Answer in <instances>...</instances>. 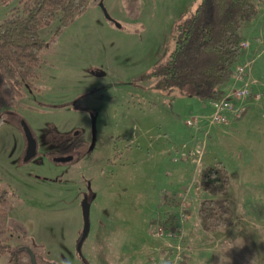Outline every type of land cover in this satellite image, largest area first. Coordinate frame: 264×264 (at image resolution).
Wrapping results in <instances>:
<instances>
[{
  "label": "rangeland",
  "instance_id": "rangeland-1",
  "mask_svg": "<svg viewBox=\"0 0 264 264\" xmlns=\"http://www.w3.org/2000/svg\"><path fill=\"white\" fill-rule=\"evenodd\" d=\"M198 2L88 0L56 35V20L40 29L48 44L39 52L34 87L25 85L15 106L0 105V183L10 191L12 219L7 243L27 245L58 264H264V168L253 174L260 185L244 182L236 205L228 201L232 225L205 230L201 202L227 199L200 187L208 148L222 156L227 151L209 139L208 127L216 124L203 119L196 128L207 124L202 145H208L196 168L177 167L187 157L160 156L167 137L191 131L185 119L198 99L189 85L162 90L147 75L166 60L175 25ZM258 5L240 27L249 44L240 62L247 64L250 92L235 119L245 113L246 100L247 108L264 112V0ZM13 8H21L18 0L0 2V21ZM91 116L96 138L90 150ZM20 120L37 144L28 162ZM252 134L259 137L248 142L264 145L263 129ZM66 155L73 161L53 162ZM84 197L89 228L80 249L74 240L82 236ZM169 215L176 218L172 235H157L159 220Z\"/></svg>",
  "mask_w": 264,
  "mask_h": 264
},
{
  "label": "trees",
  "instance_id": "trees-1",
  "mask_svg": "<svg viewBox=\"0 0 264 264\" xmlns=\"http://www.w3.org/2000/svg\"><path fill=\"white\" fill-rule=\"evenodd\" d=\"M9 1L0 0L3 4ZM258 1L199 0L175 25L174 46L166 60L147 77L155 79L156 87L162 90H182L189 85L191 94L202 103L220 100L229 88L235 65L245 55L240 46L244 39L240 27L258 12ZM87 3L88 0H18L21 8H13L0 21V105L15 106L24 95L23 87H34L41 63L39 52L48 44L40 37V29L56 20V35ZM2 121L0 115V124ZM237 177L236 172L216 162L201 170L200 187L211 195L225 196L228 185ZM9 195L10 191L0 183V258L7 255V264H32L27 245L7 243L12 229ZM199 213L205 230L232 225L226 198L204 199ZM175 220L174 215H169L159 222L168 231L174 228ZM83 238L77 241V248ZM31 250L36 264H58Z\"/></svg>",
  "mask_w": 264,
  "mask_h": 264
},
{
  "label": "crops",
  "instance_id": "crops-1",
  "mask_svg": "<svg viewBox=\"0 0 264 264\" xmlns=\"http://www.w3.org/2000/svg\"><path fill=\"white\" fill-rule=\"evenodd\" d=\"M197 101V100H196ZM208 102H194L190 103L194 105V112L191 113H208ZM249 103L247 100L244 104L246 108L245 113L240 118H231L228 124H216L209 128V139L215 142V146L218 149L227 148V151L223 156L217 151H212L209 149L207 154V158L209 161L205 164L212 165L213 163L220 162L224 166L228 168L229 171H234L237 173L238 177L235 180H232L227 188V201H229V205L233 206L235 204V200L237 199L236 193L243 187L244 182L256 183L260 185L261 180L255 178L254 175H257V169L260 167L264 168V145H259V147H255L252 142H248L249 137L256 138L259 136H253L252 132L258 130H264V112L261 114L253 109H249L247 107ZM264 110V108H263ZM203 127L204 130L207 129ZM200 127V130L191 129V131H186L183 129H177L174 134L177 135V139L170 137L166 138V144L161 145L160 156H163V159L171 158L175 156L179 151L185 150L188 154L186 161L182 166H177L179 168H186V170H192L196 168V161L199 155L201 156V152H203L204 157L207 153V144H205V150L203 149V141L204 140V130ZM203 138V140H202ZM232 140L231 143L224 144V141L229 139ZM261 143V142H260ZM225 146H224V145ZM258 144V143H257ZM199 148V149H197ZM174 162V161H172ZM204 165V166H205ZM178 169V168H177ZM202 167L199 168V173ZM248 175L246 178L245 176ZM241 200H244V194H241ZM251 199V198H249ZM252 203L250 202L248 205L250 206ZM236 205V204H235ZM85 238V237H84ZM83 238V239H84ZM78 236L74 240V245L77 243ZM73 246V245H72ZM82 246V245H81ZM75 248V246H74ZM81 249V247H80ZM1 259V258H0Z\"/></svg>",
  "mask_w": 264,
  "mask_h": 264
},
{
  "label": "built area",
  "instance_id": "built-area-1",
  "mask_svg": "<svg viewBox=\"0 0 264 264\" xmlns=\"http://www.w3.org/2000/svg\"><path fill=\"white\" fill-rule=\"evenodd\" d=\"M240 46L248 49L247 41H242ZM248 68L247 64L238 62L233 70L232 80L225 95L216 101H208V113H191L185 119V125L189 128L196 129L203 119L212 124L227 123L232 117L239 116L243 111L242 101L249 95V82L247 80ZM188 156L185 150L179 151L173 157V161L177 162ZM157 235L171 236V230L165 234L164 230L159 227Z\"/></svg>",
  "mask_w": 264,
  "mask_h": 264
},
{
  "label": "water",
  "instance_id": "water-1",
  "mask_svg": "<svg viewBox=\"0 0 264 264\" xmlns=\"http://www.w3.org/2000/svg\"><path fill=\"white\" fill-rule=\"evenodd\" d=\"M102 9L104 10L105 14L107 16L108 13L106 12L104 6L100 3ZM21 127H22V131L26 140V153L25 156L23 157V161L24 162H28L31 158H33L35 156L36 153V143L35 140L33 138V133L29 127V125L27 124V122L25 120H21L20 122ZM95 138H96V134H95V125H94V116H91V144L89 146V149H92L94 144H95ZM72 156H59V157H55L53 158L54 162H59V163H64V162H69L71 161ZM88 202H87V198L84 197L82 202H81V209H82V216H83V228H82V236L84 237L87 234L88 231ZM81 245L78 247L80 248ZM26 250L28 251L29 255H30V259H31V263L32 264H36L35 258H34V254L33 251L29 248V247H25Z\"/></svg>",
  "mask_w": 264,
  "mask_h": 264
},
{
  "label": "flooded vegetation",
  "instance_id": "flooded-vegetation-1",
  "mask_svg": "<svg viewBox=\"0 0 264 264\" xmlns=\"http://www.w3.org/2000/svg\"><path fill=\"white\" fill-rule=\"evenodd\" d=\"M20 122H21V120H20ZM20 126H21V124H20ZM22 129V128H21ZM33 133V132H32ZM33 138H34V140H35V137L33 136ZM26 141V140H25ZM35 143H36V140H35ZM91 150V149H90ZM25 153H26V149H25ZM25 153H24V156H25ZM36 153H37V144H36ZM36 153H35V155H36ZM23 156V157H24ZM66 156H69V155H66ZM72 156V155H71ZM59 157V156H58ZM55 158V157H54ZM32 159V158H31ZM30 159V160H31ZM73 156H72V159H71V161H73ZM23 160V159H22ZM71 161H69V162H71ZM54 162V161H53ZM56 163H59V162H56ZM64 163H68V162H64Z\"/></svg>",
  "mask_w": 264,
  "mask_h": 264
}]
</instances>
